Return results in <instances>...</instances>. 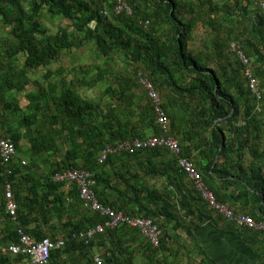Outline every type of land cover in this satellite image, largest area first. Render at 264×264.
<instances>
[{
	"label": "trees",
	"instance_id": "trees-1",
	"mask_svg": "<svg viewBox=\"0 0 264 264\" xmlns=\"http://www.w3.org/2000/svg\"><path fill=\"white\" fill-rule=\"evenodd\" d=\"M125 1L130 15L116 14L115 0H0V130L17 153L10 163L0 157V244H18L19 230L35 241L63 239L64 246L50 253L49 264H135L126 240L117 238L133 236L136 229H107L89 241L73 237L102 218L83 208L74 184L66 187L53 180L66 170L91 173L104 205L152 220L162 235L156 248L144 238L143 254L148 264H166L154 262L166 246L159 222L170 217L161 205L165 192L143 186L139 176H165L170 169L174 177H187L177 158L190 157L182 149L178 156L143 149L98 162L108 145L159 134L140 77L163 98L172 135L179 138L188 128L185 135L210 137L212 159L199 172L216 200L228 205L226 194L208 180L232 178L223 183L237 185V199L249 197L250 208L260 204L259 212L249 208L254 219L264 217V11L258 0ZM59 18L68 24L53 32L48 23ZM198 23L208 35L210 54L189 50ZM232 43L249 60L259 98L248 86L246 67ZM227 49L235 59L229 60ZM83 50L92 53L91 63L79 61L76 54ZM65 55L73 57L72 64H61ZM244 151L249 152L248 162ZM228 152L236 158L232 165L214 164L216 155ZM166 153L174 158L169 159L171 167L155 160ZM136 159L146 163L130 169ZM108 168L115 187L123 188L116 195L129 200L119 195L108 203L102 197ZM7 183L17 205L14 219L5 213ZM191 191L197 193L193 184ZM222 220L242 235L254 231ZM23 260L0 252V264ZM205 260L202 264H211Z\"/></svg>",
	"mask_w": 264,
	"mask_h": 264
},
{
	"label": "crops",
	"instance_id": "crops-1",
	"mask_svg": "<svg viewBox=\"0 0 264 264\" xmlns=\"http://www.w3.org/2000/svg\"><path fill=\"white\" fill-rule=\"evenodd\" d=\"M226 129L225 133H227ZM187 130L188 128H184L183 132H179V138L173 136L178 140L183 153L185 152L190 157L199 171L202 166L207 165L212 159L208 145L210 137L207 134L201 137L195 134H192V136L185 135L184 133ZM227 139L228 142H231V134L227 133ZM172 158V155L166 153L165 156H159V159L155 160L158 163L163 160L164 163L167 162L171 167L173 164L171 163L172 160L169 161V159ZM244 158L247 162L249 161L248 151H244ZM218 160L221 165H225L227 162L229 164L233 163L232 161H236V158H234L231 152H228L222 157L216 155L214 164ZM144 163L146 161L143 159H136L130 164V169L143 168L141 164ZM117 165L120 167L121 163ZM108 171L110 172V177H108L109 184L106 183L102 189V197L108 203L115 200L118 201L119 195L122 196V199L129 200L123 194L116 195L123 188L121 186L115 187V181L112 176L113 171L111 168H108ZM173 172L169 169V174L165 176L148 177L144 174H140L139 176L141 177L140 183L143 186H148L151 189L157 187L165 192L161 205L167 209L170 216L166 219L162 217L163 220L159 221L165 230L166 246L158 252L157 259L154 262H166V264H202L204 258L206 262L211 264H264V238L262 234L253 231L242 235V231L238 232L237 229L230 227L205 201L201 199L202 203L197 199L199 194L197 195V193L191 191L192 182L187 177H174L172 176ZM224 180L231 181L232 178L226 180L222 179V177H214L213 180H208V184L226 194L227 206L235 214L252 216L249 212L250 209L260 211V204L257 207L250 208L249 197L242 196L237 199L240 193L238 186L232 183H223ZM75 221L76 219L73 220V222ZM2 227L4 226L0 224V231ZM117 239L126 240L125 245H128V251L132 253L135 264H148L147 257L143 254L145 249L144 243L146 241L138 232L133 236L132 234L122 235ZM98 255L96 253V257H99ZM13 264H29V262L26 259L22 263ZM113 264L117 263L114 262Z\"/></svg>",
	"mask_w": 264,
	"mask_h": 264
},
{
	"label": "built area",
	"instance_id": "built-area-1",
	"mask_svg": "<svg viewBox=\"0 0 264 264\" xmlns=\"http://www.w3.org/2000/svg\"><path fill=\"white\" fill-rule=\"evenodd\" d=\"M264 11V0H258L256 3ZM114 12L116 14L132 13L131 5L125 0H115ZM231 48L236 52L239 60L246 67L245 76L247 77L248 86L256 97H260L261 92L256 79L253 77L252 71L249 68V60L245 57L241 50L235 47L234 43ZM140 84L143 86L148 98L150 99L156 117V123L159 128V134L150 135L144 138H135L132 140L118 143L114 146H106L98 157L99 163H104L107 157L114 153H132L143 149H163L178 156L181 148L178 140L171 134L170 121L165 112L161 97L153 87L152 83L140 77ZM16 149L11 143L9 137L5 136L0 130V157L4 163H10L16 157ZM25 165V161H21ZM178 167L186 174L187 178L192 182L193 188L197 191L203 201H205L214 211L223 217L227 222L234 223L237 226L252 228L256 232L262 233L264 237V217L254 219L249 215L235 214V212L226 204L216 200L213 192L205 184L201 173L196 168V164L185 157H178ZM55 182L64 183L66 187L74 184L79 193V199L83 208L96 213L102 218V223H98L87 230L80 231L74 234V238L89 241L95 235L103 234L107 229H118L122 226L136 229L143 238H145L153 247H158L161 238V230L150 219L129 216L121 211H117L107 205L102 204L96 193V181L93 175L84 170H66L58 172L53 176ZM5 197V213L11 218H15L17 205L13 198L12 186L7 183L4 187ZM20 242L18 244H0V252L2 254H10L12 256H23L30 264H49L50 253L55 249H60L64 246V240L59 239L52 241L50 238H45L41 241H35L29 235L18 231ZM95 261L100 263V258L96 257Z\"/></svg>",
	"mask_w": 264,
	"mask_h": 264
},
{
	"label": "rangeland",
	"instance_id": "rangeland-1",
	"mask_svg": "<svg viewBox=\"0 0 264 264\" xmlns=\"http://www.w3.org/2000/svg\"><path fill=\"white\" fill-rule=\"evenodd\" d=\"M49 27L51 28V30L53 32H55L59 27H64L66 24H68L67 20H64L62 18H59L58 20H56L52 25H50L51 23H48ZM199 26L196 30H194L193 32V40L191 39L189 41V50L192 51L193 53H211L212 49L208 48L206 46L207 40H208V35L206 34V31L203 29L202 27V23H198ZM232 51V50H231ZM226 55L228 56L229 60H233L235 59V57L232 55L231 52H229V49L226 50ZM76 56L78 57L79 61H83V62H88L91 63V58L92 57V53L88 50H83L80 52V54H76ZM66 57L68 56H64L61 59V64L63 66H66L67 64H72V59L73 57H69L66 59ZM59 64H55L54 67H57ZM141 90V89H140ZM142 92V90H141ZM161 101L163 103V98L161 97ZM23 104V102H22ZM185 120L183 119V125L186 126L185 124Z\"/></svg>",
	"mask_w": 264,
	"mask_h": 264
},
{
	"label": "water",
	"instance_id": "water-1",
	"mask_svg": "<svg viewBox=\"0 0 264 264\" xmlns=\"http://www.w3.org/2000/svg\"><path fill=\"white\" fill-rule=\"evenodd\" d=\"M224 140V137H222V141Z\"/></svg>",
	"mask_w": 264,
	"mask_h": 264
}]
</instances>
